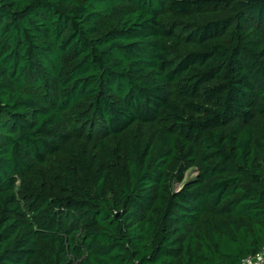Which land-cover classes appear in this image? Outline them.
I'll return each mask as SVG.
<instances>
[{
  "label": "trees",
  "instance_id": "trees-1",
  "mask_svg": "<svg viewBox=\"0 0 264 264\" xmlns=\"http://www.w3.org/2000/svg\"><path fill=\"white\" fill-rule=\"evenodd\" d=\"M262 247L264 0H0V264Z\"/></svg>",
  "mask_w": 264,
  "mask_h": 264
},
{
  "label": "built area",
  "instance_id": "built-area-1",
  "mask_svg": "<svg viewBox=\"0 0 264 264\" xmlns=\"http://www.w3.org/2000/svg\"><path fill=\"white\" fill-rule=\"evenodd\" d=\"M242 264H264V247L257 253L244 258Z\"/></svg>",
  "mask_w": 264,
  "mask_h": 264
},
{
  "label": "rangeland",
  "instance_id": "rangeland-1",
  "mask_svg": "<svg viewBox=\"0 0 264 264\" xmlns=\"http://www.w3.org/2000/svg\"><path fill=\"white\" fill-rule=\"evenodd\" d=\"M117 19V17L115 18ZM197 175V170L196 169H191L187 172L186 174V180H189ZM182 185H177L178 188H180Z\"/></svg>",
  "mask_w": 264,
  "mask_h": 264
}]
</instances>
